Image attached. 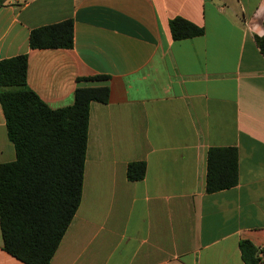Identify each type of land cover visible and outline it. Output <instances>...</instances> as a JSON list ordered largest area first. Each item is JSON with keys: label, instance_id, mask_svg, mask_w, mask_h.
<instances>
[{"label": "crops", "instance_id": "obj_1", "mask_svg": "<svg viewBox=\"0 0 264 264\" xmlns=\"http://www.w3.org/2000/svg\"><path fill=\"white\" fill-rule=\"evenodd\" d=\"M184 17L200 35L173 39ZM73 20L69 48H31L32 28ZM264 0H4L0 59L27 53L50 107L91 101L80 203L50 264H244L264 253ZM107 74V78L78 79ZM234 146L235 185L205 189L207 151ZM0 104V162L15 158ZM143 160V178L126 176ZM0 264H27L3 248ZM264 264V261L261 263Z\"/></svg>", "mask_w": 264, "mask_h": 264}, {"label": "trees", "instance_id": "obj_2", "mask_svg": "<svg viewBox=\"0 0 264 264\" xmlns=\"http://www.w3.org/2000/svg\"><path fill=\"white\" fill-rule=\"evenodd\" d=\"M4 0H0V4ZM173 39L200 35L201 26L175 16L169 20ZM264 54V35L257 38ZM31 48H69L73 20L66 18L31 29ZM27 53L0 59V104L15 158L0 162V230L3 248L27 264H50L80 203L88 134L90 102H107V85L79 86L73 103L50 107L27 84ZM107 74L78 79L107 78ZM146 163L129 161L126 176L144 177ZM238 181V152L234 146L207 151L205 189L217 191ZM244 264L264 261L249 238L239 240Z\"/></svg>", "mask_w": 264, "mask_h": 264}]
</instances>
